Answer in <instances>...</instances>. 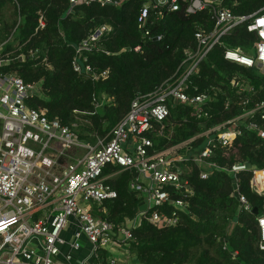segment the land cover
<instances>
[{
	"label": "trees",
	"instance_id": "trees-1",
	"mask_svg": "<svg viewBox=\"0 0 264 264\" xmlns=\"http://www.w3.org/2000/svg\"><path fill=\"white\" fill-rule=\"evenodd\" d=\"M145 2L84 5L68 0H0V55L7 59L0 72L37 83L38 90L27 104L44 109L61 124L78 123L79 138L93 143L126 115L134 98L179 76L189 64L187 51L197 49L194 33H207L213 27L210 8L187 13V0H180L177 10L149 3L140 24ZM220 5L242 16L264 7V0H221ZM40 17L43 27H38ZM104 25L109 29L81 55V65L91 70L74 71L76 46ZM256 40L245 22L222 35L186 79L185 92L205 94L204 102L196 105L167 97L169 114L144 133L152 141L150 151L170 149L189 157L173 169L189 181L191 194L181 195L187 208L174 226H154L141 218L131 229L132 237L124 245L139 264H264L257 225V217L264 216V193L249 187L251 169L264 168V137L248 125L254 123L264 131V108L257 107L264 103V72L223 57L227 48L246 54ZM235 127L240 133L230 146L214 142L208 160L217 167L192 159L209 137ZM236 162L248 169L234 175L230 166ZM202 169L209 172L206 179L199 178ZM115 170L118 167L108 166L103 174ZM234 176L248 210L233 194ZM135 177L133 169L108 177L116 196L90 203L92 214L117 228L144 208L143 200L129 187ZM171 209L169 204L164 211Z\"/></svg>",
	"mask_w": 264,
	"mask_h": 264
},
{
	"label": "built area",
	"instance_id": "built-area-1",
	"mask_svg": "<svg viewBox=\"0 0 264 264\" xmlns=\"http://www.w3.org/2000/svg\"><path fill=\"white\" fill-rule=\"evenodd\" d=\"M68 1L72 4L95 2L107 5L117 4L120 0ZM144 1L138 16L140 24L145 21L149 3L152 2L153 7L167 4L169 10H177L180 0ZM220 1L187 0V13L210 8V18L214 23L207 33H194L198 46L194 52L187 51L188 66L176 78L134 98L126 115L103 137H96L93 143L79 138L78 123L61 124L57 118H49L44 109L27 104V98L38 90L37 83H26L15 73L0 72V201L3 203L0 207V264H53L59 245L64 243L60 232L70 218L74 219L76 227L69 246L78 249L83 235L94 251L107 249L115 242L117 232L122 235V243L131 239V229L141 218L154 226H174L178 222L179 213L187 208V202L181 195L191 194V190L189 181L182 179L173 166L189 157L170 152V149L150 151L152 141L144 133L153 122L159 123L169 114L167 97L196 105L204 102L205 94L189 96L185 92L186 79L197 70L202 56L233 26L245 22L246 29L255 33L257 40L252 46L255 55L227 48L223 57L247 67L257 66L264 72V7L249 15L237 16L229 7L220 5ZM38 21V27H43L41 17ZM108 29L104 25L78 43L72 59L74 71L91 70L88 65H81L84 60L81 55L89 51L98 36ZM6 61L0 55V65ZM106 73L104 70L100 76L105 77ZM257 107L264 108V103ZM261 117L264 118V113ZM248 125L264 137V131L256 124L250 122ZM239 133L237 127L217 132L215 137L207 139L192 159L217 167L208 160L213 153L214 142L228 147ZM165 152L169 154L164 155ZM108 166L118 167V170L103 174ZM129 169L136 171L129 187L144 196L145 208L114 228L107 219L93 215L88 204L114 198L116 192L106 179ZM247 169L246 164L239 162L230 166L234 175ZM208 175L206 170L199 171L200 179H206ZM142 177L145 182L140 181ZM233 178V194L243 209L248 210L249 204L238 191L236 177ZM249 187L256 193H264V168L251 169ZM170 189L179 196L172 197ZM52 202L55 204L50 217H32L35 210ZM169 204L172 209L167 213L164 208ZM257 225L259 247L264 249V216L257 217ZM35 241L39 243L40 252L33 245ZM65 258L69 260L71 255L67 253ZM114 263L112 257H107L106 263L86 261L83 264Z\"/></svg>",
	"mask_w": 264,
	"mask_h": 264
},
{
	"label": "crops",
	"instance_id": "crops-1",
	"mask_svg": "<svg viewBox=\"0 0 264 264\" xmlns=\"http://www.w3.org/2000/svg\"><path fill=\"white\" fill-rule=\"evenodd\" d=\"M140 181L145 182V179L142 177L140 178ZM137 193H138L137 195L143 200L144 208H145L144 196L139 194V192ZM90 203H95V202L93 201ZM90 203L88 204L89 207H90ZM54 204L55 202H52L45 205L43 208H39L35 210L32 214V217L33 218L50 217L49 214L52 212ZM75 227L76 226L74 219L70 218L66 227L61 230L60 237L63 238L64 243L59 245V253L53 258V264H83L86 261H92L94 263H100V262L106 263L107 257H112L115 260L114 264H139L134 254L128 253L124 245L125 243H122L121 241L122 237L119 232H117L116 236L114 237L115 242L111 243L107 249H99L94 251L92 244L83 235L80 236L79 239L80 247L78 249H72L69 246V243L72 241V234L73 231L75 230ZM33 245L40 252L39 243L35 241ZM67 253L71 255V258L69 260L65 258Z\"/></svg>",
	"mask_w": 264,
	"mask_h": 264
},
{
	"label": "rangeland",
	"instance_id": "rangeland-1",
	"mask_svg": "<svg viewBox=\"0 0 264 264\" xmlns=\"http://www.w3.org/2000/svg\"><path fill=\"white\" fill-rule=\"evenodd\" d=\"M246 54L249 55V56H254L255 55V50H253V47H251L249 52H247ZM1 205H3V203L0 201V207H1ZM121 237H122V235H121Z\"/></svg>",
	"mask_w": 264,
	"mask_h": 264
},
{
	"label": "water",
	"instance_id": "water-1",
	"mask_svg": "<svg viewBox=\"0 0 264 264\" xmlns=\"http://www.w3.org/2000/svg\"><path fill=\"white\" fill-rule=\"evenodd\" d=\"M255 211V213H256V210H254Z\"/></svg>",
	"mask_w": 264,
	"mask_h": 264
}]
</instances>
